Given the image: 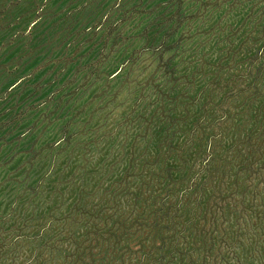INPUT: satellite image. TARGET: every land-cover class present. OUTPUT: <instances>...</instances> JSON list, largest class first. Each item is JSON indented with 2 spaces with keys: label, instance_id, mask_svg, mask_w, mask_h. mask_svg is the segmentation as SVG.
<instances>
[{
  "label": "rangeland",
  "instance_id": "374dc122",
  "mask_svg": "<svg viewBox=\"0 0 264 264\" xmlns=\"http://www.w3.org/2000/svg\"><path fill=\"white\" fill-rule=\"evenodd\" d=\"M0 264H264V0H0Z\"/></svg>",
  "mask_w": 264,
  "mask_h": 264
}]
</instances>
